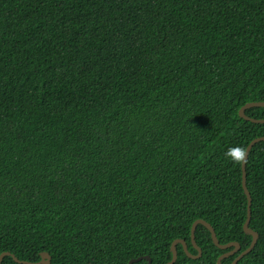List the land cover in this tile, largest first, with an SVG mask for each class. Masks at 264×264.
<instances>
[{"label": "trees", "instance_id": "trees-1", "mask_svg": "<svg viewBox=\"0 0 264 264\" xmlns=\"http://www.w3.org/2000/svg\"><path fill=\"white\" fill-rule=\"evenodd\" d=\"M248 102H264V0H0V254L165 264L176 239L197 254V219L245 250L227 153L264 136ZM245 172L258 239L237 264H264V141ZM195 242L174 264L230 250L201 225Z\"/></svg>", "mask_w": 264, "mask_h": 264}, {"label": "water", "instance_id": "water-1", "mask_svg": "<svg viewBox=\"0 0 264 264\" xmlns=\"http://www.w3.org/2000/svg\"><path fill=\"white\" fill-rule=\"evenodd\" d=\"M255 107H261V108H264V102H248L246 103L245 105H243L239 111H238V115L241 119L247 121V122H251V123H254V124H264V119H254V118H251V117H248L246 114H245V111L250 109V108H255ZM264 141V136H261V137H258V138H255L253 139L246 147V155L245 157L241 160V187H242V190L245 194V197H246V200H247V207H246V219L244 221V224L242 226V229H243V232L246 234V235H249L251 236V241H250V244L249 246L243 250V251H240V245L237 243V242H228V243H225V244H220L216 238V234L214 232V229L212 228V226L205 222L204 220L202 219H197L195 220L192 225H191V228H190V243L192 244L193 248L196 250L197 254L193 255L191 254L189 251H188V248H187V245L185 243L184 240H181V239H176L172 242L171 246H170V252L172 254L171 256V260L165 264H174L176 259H177V251H176V246L177 245H181L182 246V249H183V252L186 254V256L192 260H198L200 257H201V249L196 245V242H195V230L197 228L198 225H201L203 226L210 234V238L214 244L215 247H217L218 249L220 250H228L230 249L229 251L221 254L217 260H216V264H221L222 260L229 257V256H232L234 254H236L237 252L238 255L232 260V262L230 264H237V262L243 257L245 256L246 254H248L250 251L253 250L256 242H257V239H258V234L257 232L251 230L249 228V222H250V207H251V196L249 194V191L247 190V187H246V172H245V165H246V160L248 158V154L250 152V150L252 149V147L258 143V142H262ZM5 256H9L12 258V260L17 263V264H50V256L49 254L45 253V252H41L39 254L40 256V259L39 261L37 262H28V261H21V260H18L13 254L9 253V252H3L0 254V264L3 260V258ZM142 260H146L147 261V264H150L151 261H150V257L149 256H141V257H138L136 259H131L129 261L128 264H133V263H137L139 261H142Z\"/></svg>", "mask_w": 264, "mask_h": 264}, {"label": "clouds", "instance_id": "clouds-1", "mask_svg": "<svg viewBox=\"0 0 264 264\" xmlns=\"http://www.w3.org/2000/svg\"><path fill=\"white\" fill-rule=\"evenodd\" d=\"M228 157L235 162H240L246 155V149L242 146H235L228 150Z\"/></svg>", "mask_w": 264, "mask_h": 264}]
</instances>
